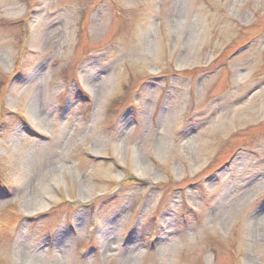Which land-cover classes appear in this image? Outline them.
Returning a JSON list of instances; mask_svg holds the SVG:
<instances>
[{
  "label": "rangeland",
  "instance_id": "1",
  "mask_svg": "<svg viewBox=\"0 0 264 264\" xmlns=\"http://www.w3.org/2000/svg\"><path fill=\"white\" fill-rule=\"evenodd\" d=\"M0 264H264V0H0Z\"/></svg>",
  "mask_w": 264,
  "mask_h": 264
}]
</instances>
